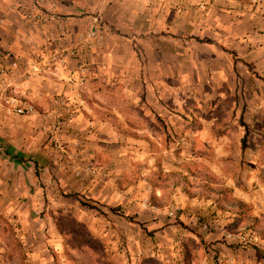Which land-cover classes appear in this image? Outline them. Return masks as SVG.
I'll list each match as a JSON object with an SVG mask.
<instances>
[{"label": "crops", "instance_id": "0c3cea01", "mask_svg": "<svg viewBox=\"0 0 264 264\" xmlns=\"http://www.w3.org/2000/svg\"><path fill=\"white\" fill-rule=\"evenodd\" d=\"M95 18L105 42L77 108L79 62L52 59ZM5 54L28 67L10 92L35 113L0 110V264L17 261L10 241L25 264H71L56 209L124 264H196L198 244L224 263L247 253L223 239L238 216L213 180L264 215V0H0Z\"/></svg>", "mask_w": 264, "mask_h": 264}, {"label": "built area", "instance_id": "2783aa9c", "mask_svg": "<svg viewBox=\"0 0 264 264\" xmlns=\"http://www.w3.org/2000/svg\"><path fill=\"white\" fill-rule=\"evenodd\" d=\"M40 19V17H39ZM42 19V18H41ZM105 42L104 26L100 19H93L85 33L78 37L71 48L60 49L57 55L52 59L53 63L59 64L62 67L66 66L68 59H76L79 66L76 71V76L68 79V84L76 93V107L84 106L83 92L87 84V73L89 72V63L87 56L94 49L98 48ZM22 69L28 73V67H21L17 59L10 54L0 56V110L7 116H24L35 113V109L26 99L21 98L12 88V80L15 73ZM34 68L32 69V71ZM65 125V121H58L53 127L54 132L60 131ZM52 147L59 150L62 149L61 144L54 138L50 139ZM170 216H173L171 213ZM204 229H207L204 227ZM223 239L225 241L237 242L238 245H246L251 236L245 233H233L223 231ZM253 239V238H252Z\"/></svg>", "mask_w": 264, "mask_h": 264}, {"label": "rangeland", "instance_id": "374dc122", "mask_svg": "<svg viewBox=\"0 0 264 264\" xmlns=\"http://www.w3.org/2000/svg\"><path fill=\"white\" fill-rule=\"evenodd\" d=\"M55 212V215L53 212H51V214H53L54 218L57 220L55 221V225L57 226L59 235L64 241L65 252L63 253V256L67 259V261H69V263L74 264L69 255H76L75 257H79L78 253L80 252L79 249H81L83 252L86 251L88 253V256L91 258V264H124L121 260L116 261V259L113 258V255H111L108 251L106 244H104L100 238L95 237L92 230L85 222L66 220L67 218L62 215V211L56 209ZM83 213L85 214L82 215L84 221L86 220L87 223L88 221L92 223L93 221L89 219L92 217L88 215V209ZM41 214L44 215V211L41 212L40 215ZM95 225L96 227L101 226L99 224ZM12 228L13 227L8 223L3 226V229L6 231L7 235L10 233L12 235ZM227 230L231 231L230 229ZM10 242L12 245L10 246H14L19 254L17 255L19 257H17V261L16 259L10 260L11 264H25L27 260V254L23 250V244H21L19 241L15 243H13V241ZM198 245L199 248L195 247L194 251H191V253L195 254V257L193 256V260L196 264H200L206 260L214 264H264V239H261L260 237L251 236V240L246 245H239V247H241V249L247 253L242 255L234 254L233 257H224L226 260L225 263L220 262L223 258L219 253H212V251H208L204 247L201 248V244ZM255 249L258 250L259 253L256 251H251ZM148 264L161 263H159L157 260H151V262Z\"/></svg>", "mask_w": 264, "mask_h": 264}, {"label": "trees", "instance_id": "16d2710c", "mask_svg": "<svg viewBox=\"0 0 264 264\" xmlns=\"http://www.w3.org/2000/svg\"><path fill=\"white\" fill-rule=\"evenodd\" d=\"M213 181L217 185L216 191L221 195V199L216 202L218 209L234 213L238 216V219H236V222L233 224L234 226L230 228V230L233 233H248L253 237L264 239V215L261 218L254 217L251 206L240 200L234 199L230 190L221 187L216 180ZM80 203L83 207L98 211L97 206L92 205L88 201H80ZM79 251V257H75L76 255H69L73 263L91 264V258L88 256V253L86 251L83 252L81 249H79ZM257 252L259 251L257 250Z\"/></svg>", "mask_w": 264, "mask_h": 264}]
</instances>
